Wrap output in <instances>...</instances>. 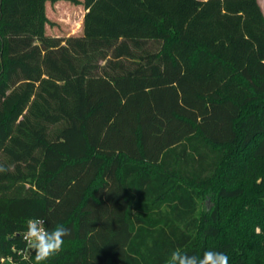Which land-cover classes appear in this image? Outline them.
I'll return each instance as SVG.
<instances>
[{
  "label": "trees",
  "instance_id": "16d2710c",
  "mask_svg": "<svg viewBox=\"0 0 264 264\" xmlns=\"http://www.w3.org/2000/svg\"><path fill=\"white\" fill-rule=\"evenodd\" d=\"M56 1L0 0V264H35L32 217L70 230L44 264H264L259 0H66L69 36Z\"/></svg>",
  "mask_w": 264,
  "mask_h": 264
},
{
  "label": "clouds",
  "instance_id": "9594fccd",
  "mask_svg": "<svg viewBox=\"0 0 264 264\" xmlns=\"http://www.w3.org/2000/svg\"><path fill=\"white\" fill-rule=\"evenodd\" d=\"M10 170V167L0 164V173ZM45 224L43 218H29L22 234L28 248L35 253V264H44L60 254L65 244V237L70 235V230L63 225H57L49 230ZM167 264H229V256L225 252L216 250H206L202 256L190 255L187 251L176 248L171 251Z\"/></svg>",
  "mask_w": 264,
  "mask_h": 264
},
{
  "label": "rangeland",
  "instance_id": "374dc122",
  "mask_svg": "<svg viewBox=\"0 0 264 264\" xmlns=\"http://www.w3.org/2000/svg\"><path fill=\"white\" fill-rule=\"evenodd\" d=\"M261 7L264 11V0H259ZM47 14L50 19V23L47 24L46 32L50 35L54 36H69V35H79L82 33V24L83 17L85 14V9L80 4H75L66 0H60L56 2H48L47 4ZM236 42H241V47L238 48V52L243 55L249 54L250 58H264L263 51L252 50L247 47V44L243 38L236 37ZM209 45H212L214 48L218 50V52L223 51V49H227L222 41L219 42H211ZM228 45V43H227ZM230 47L233 46L230 44ZM227 51V50H226ZM224 52V51H223ZM177 53L182 57V47L177 48ZM233 57V55H230ZM207 56L203 57V62H207ZM227 57V56H226ZM231 57V58H232ZM189 65V61L186 63ZM234 90H238L237 87L233 88ZM237 93V92H235ZM209 203L207 205L212 206L214 201L211 198H207ZM206 200V201H207Z\"/></svg>",
  "mask_w": 264,
  "mask_h": 264
}]
</instances>
